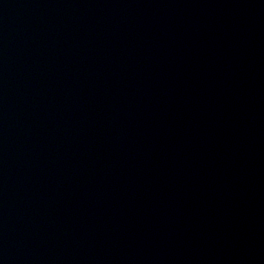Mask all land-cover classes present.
<instances>
[{"label": "water", "instance_id": "1", "mask_svg": "<svg viewBox=\"0 0 264 264\" xmlns=\"http://www.w3.org/2000/svg\"><path fill=\"white\" fill-rule=\"evenodd\" d=\"M0 264H264V0H0Z\"/></svg>", "mask_w": 264, "mask_h": 264}]
</instances>
